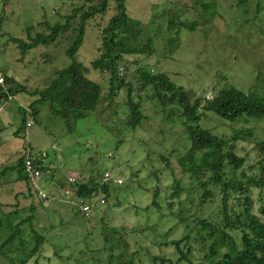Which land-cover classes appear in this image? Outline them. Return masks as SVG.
<instances>
[{
  "label": "rangeland",
  "instance_id": "1",
  "mask_svg": "<svg viewBox=\"0 0 264 264\" xmlns=\"http://www.w3.org/2000/svg\"><path fill=\"white\" fill-rule=\"evenodd\" d=\"M193 1L124 0L128 15L142 25L139 43L151 39L152 51L125 55L117 76L123 77L126 84L111 97L110 72L90 71L88 76L98 81L103 90L96 109L85 118L73 120L70 128L48 104L35 105L38 112L33 114L30 104L37 96L30 91L45 89L55 72L70 64L72 59L66 50L78 33L80 13L89 3L4 0L0 4V67L6 72L5 77L11 79L9 87H25L0 100V201L10 203L3 206L7 210L0 222V243L8 236H16L14 245L9 243L4 249L9 258L0 255V264H17V259L22 258L16 243L25 238V232L20 233L15 224L30 214L21 208L20 198L15 210L11 203L14 199L6 192L24 191V184L15 181L18 172L14 165L18 158L39 151L44 154L42 164L50 166L51 174L45 172L46 180L38 184L54 196L42 205L36 203L32 227L42 232L46 241L37 261L33 258L23 264H117L120 260L130 264L127 259H132V264H152L153 256L172 257L174 246L164 243L185 234L181 217L190 221L191 231L195 225L192 216H214L219 187L209 183L207 187L214 194L203 202L205 190L197 178L179 170L177 159L189 147L185 126L175 114L168 116L161 106L147 99L150 89L143 84L139 72L162 71L172 82L188 90L190 96L204 93L206 99L211 98V88L219 74L227 76L226 86L247 89L255 85L256 74H264V0H246L244 5H238L236 0H218V14L208 23L191 29L184 23L197 18V7L190 9L185 5L194 6ZM79 4L83 8L56 41L33 46V37L48 33L44 21L50 25L64 22ZM114 12L112 4L103 16L86 22L83 41L75 55L84 65L100 56L96 49L102 46V28ZM113 85L116 87L118 83ZM129 98L142 100L145 115L134 128L126 124ZM201 118L203 127L218 134L229 135L238 127L251 128L250 139L238 141V150L246 155V162L237 175L244 170L258 177L261 156L255 143L264 138V120L230 124L211 113ZM23 119L31 125H22ZM160 154L166 156L168 166L160 162ZM171 171L179 180L176 187L179 194L173 200L168 195L176 186ZM108 173L111 185L107 203L103 204L100 200L103 194H98L89 216L78 209L75 199L64 193L68 180L64 185L57 184V180L68 177L84 181L88 176ZM249 194L255 202L254 212L258 213L264 190L252 186ZM171 200L172 206L168 204ZM45 226L49 228L45 230ZM20 228L33 232L29 222ZM112 243L115 246L108 247Z\"/></svg>",
  "mask_w": 264,
  "mask_h": 264
},
{
  "label": "trees",
  "instance_id": "2",
  "mask_svg": "<svg viewBox=\"0 0 264 264\" xmlns=\"http://www.w3.org/2000/svg\"><path fill=\"white\" fill-rule=\"evenodd\" d=\"M236 1L238 5H244L246 2V0ZM85 2L89 4L80 13V21L77 23L78 33L73 37L66 50L72 61L55 72V77L45 89L30 91L31 94L37 96L30 104L33 114L38 112L35 105L48 104L51 111L61 117L69 128L73 120L85 118L96 109L98 104L103 88L98 81L88 76L90 71L108 70L110 72L108 96L111 97L126 84L123 77L117 76L118 67L124 61L125 55L150 54L152 51L151 39H147L142 45L139 43L138 37L143 32L142 25L139 20L128 15L124 0H85ZM193 3L194 6L187 4L185 8L194 9L197 7V18L191 23H184L186 27L197 28V26L211 21L214 15L218 14L217 8L220 4L218 0H194ZM112 4L115 6V12L109 16L106 25L102 28V46L96 49L97 54L98 51L100 52V56L93 59L91 64L84 65L77 60L75 55L83 41L86 22L107 13ZM76 6L72 10V14L65 17L64 22L50 25L44 21L43 24L47 27L48 33L41 32L33 37V46L56 41L62 32L71 26L73 16L83 8L82 4ZM3 72L6 74L4 70ZM139 74L145 87L150 89L147 99L153 104L161 106L168 116L172 117L175 114L185 126L189 147L177 159L179 170L190 172L197 178L205 190L201 198L203 202L214 194L212 189L207 187L209 183L217 185L220 190V195H218L220 198L216 205L217 210L213 213L214 216L210 218L192 216L191 220H195V225L191 231L188 230L190 221L187 222V219L181 217L180 220L185 223L186 227L185 234L164 243L174 246L172 257L161 254L153 256L152 264H264V199H259L261 205L256 213L254 212L255 202L249 194L252 186L260 191L264 190V138L255 143L256 149L259 150L258 155L261 156L258 160V163L261 164L258 177L248 175L244 170L238 176L237 170L242 168L246 162V155L238 150V141L249 140L252 135L251 128L238 127L232 130L231 134L226 135L215 133L211 128L203 127L201 124V116L207 113L219 116L230 124L240 121L254 123L264 120V74L258 72L256 84L247 87V89H241L234 85L226 86L227 76L219 74L217 82L211 88V98L207 99L203 96L204 93L197 96H193L194 93H192L190 96L188 90L172 82L162 71L150 73L147 70H140ZM5 82V84H9L11 79L6 76ZM114 82L118 83L116 87L113 85ZM21 90H25L22 85L16 86L15 89L0 85V100L4 101L14 92ZM130 94L129 90L128 95L130 96ZM142 107V100L133 101L129 98V117L126 123L128 126L134 128L145 117ZM24 123L27 124L25 119H23L22 125ZM28 156L38 164L42 175L51 171L50 166L42 164L44 157L42 152L39 151L35 155L29 154ZM24 158L25 156L18 158L14 165L18 172L15 181H21L20 183L24 184V191L18 192V190L15 193L6 191L16 200L15 204L14 200L11 202L15 210L20 198L21 208L30 213L28 218H22L15 224L20 233L23 230V233L25 232V238H20L16 243L17 249L23 253L22 258L17 259V264H23L33 258L37 261L46 236L42 232L33 230L32 213L36 209V203L42 205L45 200L54 196L48 193L45 199H41L33 190L24 172ZM159 158L160 162L168 166L166 156L160 154ZM249 167L252 168V165ZM172 176L176 186L175 190L168 195L173 200L179 194L176 188L179 180L173 172ZM103 178L104 174H94L88 176L84 181L75 179L71 182L67 178L57 180V184L64 185L68 180L67 187L70 188L68 198L75 199L74 204L83 212L80 205L88 204L90 208H94L93 200L100 193L103 194L100 200H103V204L107 203L111 185L110 173L104 181ZM54 185L56 186V184ZM172 200L168 201L170 206L173 205ZM7 205L10 203L0 201V222L7 210L3 206ZM155 205H157L156 201ZM83 214L85 215L84 212ZM26 222H29L33 234L20 228ZM48 228L49 226L45 230ZM231 231H236V234ZM14 237L16 238L13 235L8 236L5 241L0 243V255L7 259L9 257L4 249L6 245L9 246V243L14 245L12 244ZM114 246L115 244L112 243L108 247ZM13 250L11 249L16 253V250ZM12 260L11 258L9 262ZM127 261L130 264L133 263L132 259H127ZM125 263L120 260L117 264Z\"/></svg>",
  "mask_w": 264,
  "mask_h": 264
},
{
  "label": "built area",
  "instance_id": "3",
  "mask_svg": "<svg viewBox=\"0 0 264 264\" xmlns=\"http://www.w3.org/2000/svg\"><path fill=\"white\" fill-rule=\"evenodd\" d=\"M4 0H0V4L3 3ZM1 14V13H0ZM0 59H1V47H0ZM5 84V75L0 67V85ZM31 125V123L27 122L26 126ZM24 172L30 182V185L32 186L33 190L37 192V195L41 199H45L47 193L43 190L39 183V181L42 180V172L38 166V164L35 163V161L30 158L28 155L25 156L24 162H23ZM105 179L109 177V173L105 174ZM75 179L73 177H69V181L73 182ZM118 182V181H117ZM66 193H69V190H65ZM103 203V200H101ZM82 211L85 213V215H88L91 211V208L88 204L80 205Z\"/></svg>",
  "mask_w": 264,
  "mask_h": 264
},
{
  "label": "clouds",
  "instance_id": "4",
  "mask_svg": "<svg viewBox=\"0 0 264 264\" xmlns=\"http://www.w3.org/2000/svg\"><path fill=\"white\" fill-rule=\"evenodd\" d=\"M0 47H1V46H0ZM5 83H6V82H5ZM3 86L6 87V88L9 87L8 84H4ZM41 175H42V174H41ZM45 178H46V177H45ZM45 178H44V176L42 175V179H45ZM68 178H69V177H68ZM45 180H46V179H45ZM41 182H43V181L41 180ZM41 187H42V186H41ZM42 188H43V187H42ZM65 190H69V193H70V188H69V187L66 186V187H65ZM64 193L67 194V195L69 194V193H66L65 191H64ZM47 194H48V193H47ZM92 211H93V208H91L90 213H91ZM90 213H89V214H90ZM89 214H88V215H85V216H89Z\"/></svg>",
  "mask_w": 264,
  "mask_h": 264
}]
</instances>
